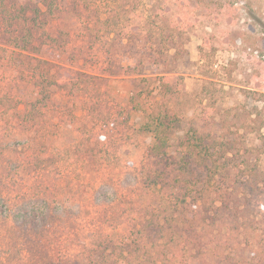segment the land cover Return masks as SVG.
Returning <instances> with one entry per match:
<instances>
[{
    "label": "rangeland",
    "instance_id": "1",
    "mask_svg": "<svg viewBox=\"0 0 264 264\" xmlns=\"http://www.w3.org/2000/svg\"><path fill=\"white\" fill-rule=\"evenodd\" d=\"M219 1L236 3L233 23L191 20L184 36L171 44L154 43L164 0H80L77 12L64 0L46 28L56 43L45 42L38 31L39 55L0 46V100L9 111L40 99L24 71L27 62L36 65L37 76L46 75L47 67L54 77L59 68H73L106 81L84 89L87 100L98 101L102 109L93 117L84 116L79 101L59 93L45 105L39 125L19 128L0 108V150L5 148L0 158V264L75 256L86 261L98 243L116 257L125 247L144 214L141 169L151 143L150 136L139 133V115H129L126 102L137 84L157 87L162 72H173L171 78L181 83V95L169 102L180 118V129L171 138L172 155L181 154L182 135L204 111L230 132L237 129L246 143L258 142L255 135H245L238 120L262 107L255 93L264 94V0ZM15 27L0 18V38L12 36ZM176 49L182 52L178 66L171 58ZM156 51L166 54L170 65ZM38 128L47 147L33 139L38 133L31 137ZM49 156L56 166L45 162ZM259 161L264 169V156ZM259 228L263 231L264 225ZM257 235L254 244H263L264 232Z\"/></svg>",
    "mask_w": 264,
    "mask_h": 264
},
{
    "label": "trees",
    "instance_id": "2",
    "mask_svg": "<svg viewBox=\"0 0 264 264\" xmlns=\"http://www.w3.org/2000/svg\"><path fill=\"white\" fill-rule=\"evenodd\" d=\"M79 1L70 0L73 12L80 11ZM164 1L165 7L158 12L162 26L153 32L159 38L154 42L158 46L173 43L176 36L183 37L191 20L233 23L238 13L234 1L225 4L219 0ZM63 5L64 0H0V18L8 27L16 26L15 36H1L0 46L39 55L43 45L34 35L41 31L46 36L45 42L56 43L46 28ZM36 42H39L37 47ZM163 54L156 51L154 55L166 61V66L170 65L168 56ZM181 54L176 49L171 57L176 66ZM26 64L24 71L38 88L40 99L25 109L9 108L11 111L6 108L5 100H0L5 117L19 128L26 123L39 125L45 105L58 93L79 101L84 116L101 114L98 101H88L84 89L98 86L96 82L104 81L102 77L73 68H59L54 77L50 74L51 67H47L46 75L37 76L36 65ZM161 74L157 87L149 90L148 86L137 84L126 102L129 115H139V133L151 139L141 169L146 197L141 201L144 214L138 231L130 233V241L116 257L98 243V251L87 255L86 261L75 256L19 264H264V242L258 240L254 244L259 237L257 233L264 232L259 228L264 225V169L259 161L264 156V94L255 93L262 107L238 120L245 135H255L256 144L246 143L245 136L239 135L237 129L230 132L221 122L206 117L204 111L199 124L195 122L182 135L179 145L182 152L176 157L170 152V143L180 129V118L172 112L169 102L181 95V83L171 78V71ZM74 116L71 113L70 117ZM85 129L91 131L93 127ZM38 132L39 128L31 137ZM33 139L39 140L41 147H47L43 133ZM4 152L2 148L0 158ZM52 158L44 160L56 166ZM1 174L0 168V182ZM64 185L70 188L68 181ZM230 231L240 236L233 237ZM105 240L99 238L101 242H113ZM209 252L214 255L209 256Z\"/></svg>",
    "mask_w": 264,
    "mask_h": 264
}]
</instances>
